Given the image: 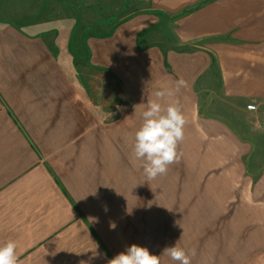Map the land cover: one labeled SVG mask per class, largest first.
<instances>
[{
    "label": "crops",
    "instance_id": "crops-1",
    "mask_svg": "<svg viewBox=\"0 0 264 264\" xmlns=\"http://www.w3.org/2000/svg\"><path fill=\"white\" fill-rule=\"evenodd\" d=\"M82 1L0 0V243L19 264H108L107 210L127 206L111 145L133 146L147 101L182 78L163 102L185 117L183 160L209 155L237 194L230 264H264V0ZM207 105L254 139L249 169L251 142Z\"/></svg>",
    "mask_w": 264,
    "mask_h": 264
},
{
    "label": "rangeland",
    "instance_id": "rangeland-1",
    "mask_svg": "<svg viewBox=\"0 0 264 264\" xmlns=\"http://www.w3.org/2000/svg\"><path fill=\"white\" fill-rule=\"evenodd\" d=\"M70 2L75 5L83 3L82 0ZM78 12L83 16H94L98 21L99 10L91 3L80 5ZM111 132H117V128H111ZM193 147L191 158L183 160V147L177 145L179 158L168 166V171L146 181L142 162L134 159L133 146L111 145L112 159L119 160L114 173L123 176L125 182L114 184L112 177L110 196L112 201L127 204L126 208L112 206L106 214L112 248L117 253L135 243L160 255V264H178L163 251L176 243L190 255L191 264H230V227L226 225V218L233 213L232 202H237V194L233 193L231 202L230 193L224 192L228 181L218 175L220 167L210 165L211 157L196 153L197 149L194 151ZM121 150L126 154L125 159ZM114 179L119 180L118 177ZM230 181L231 178V185ZM113 224L114 228L111 227ZM113 232L121 236L120 243L114 240Z\"/></svg>",
    "mask_w": 264,
    "mask_h": 264
},
{
    "label": "clouds",
    "instance_id": "clouds-1",
    "mask_svg": "<svg viewBox=\"0 0 264 264\" xmlns=\"http://www.w3.org/2000/svg\"><path fill=\"white\" fill-rule=\"evenodd\" d=\"M181 43H187L182 40ZM185 81L181 78L175 88H163L155 92V98L147 101L141 113V123L134 133V155L142 162L146 181H151L168 171L179 155L177 144L184 138L185 117L176 102L164 103V98L173 97ZM131 211H129L130 213ZM115 227V225H111ZM17 243L9 239L0 243V264H19ZM93 256H99L97 245ZM163 251L178 264H191V257L186 251L173 244ZM195 253L193 252L192 255ZM108 264H160V255L149 251L138 244L128 245L123 251L115 254Z\"/></svg>",
    "mask_w": 264,
    "mask_h": 264
},
{
    "label": "water",
    "instance_id": "water-1",
    "mask_svg": "<svg viewBox=\"0 0 264 264\" xmlns=\"http://www.w3.org/2000/svg\"><path fill=\"white\" fill-rule=\"evenodd\" d=\"M208 105L206 106V108H205V114L208 116V117H211V118H214V119H217V120H219V121H221V122H223L236 136H238V137H240V138H242V139H245V140H249L250 142H251V144H252V149H251V151H250V154H249V156H248V158H247V168L249 169V162H250V158H251V156H252V154H253V152H254V150H255V146H256V144H255V141H254V139L252 138V137H249V136H245V135H242L241 133H239L233 126H232V124L231 123H229L226 119H224L223 117H221V116H217V115H214V114H212V113H210L209 111H208Z\"/></svg>",
    "mask_w": 264,
    "mask_h": 264
},
{
    "label": "built area",
    "instance_id": "built-area-1",
    "mask_svg": "<svg viewBox=\"0 0 264 264\" xmlns=\"http://www.w3.org/2000/svg\"><path fill=\"white\" fill-rule=\"evenodd\" d=\"M246 107H247V109L252 110V111L257 110V106L254 103H249V104H247Z\"/></svg>",
    "mask_w": 264,
    "mask_h": 264
}]
</instances>
